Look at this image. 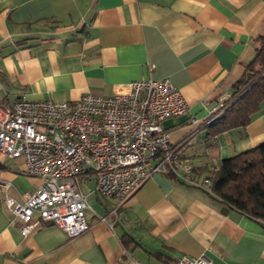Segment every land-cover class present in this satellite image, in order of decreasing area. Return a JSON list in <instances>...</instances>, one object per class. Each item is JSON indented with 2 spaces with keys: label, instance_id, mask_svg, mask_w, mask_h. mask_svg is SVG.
I'll return each instance as SVG.
<instances>
[{
  "label": "crops",
  "instance_id": "obj_1",
  "mask_svg": "<svg viewBox=\"0 0 264 264\" xmlns=\"http://www.w3.org/2000/svg\"><path fill=\"white\" fill-rule=\"evenodd\" d=\"M263 30L264 0H0V107L109 95L116 84L168 77L188 110L162 124L195 172L208 175L264 142V98L246 125L217 134L208 127L215 106L234 96ZM39 183L22 158L0 152V264H174L182 255L264 264V221L162 172L117 215L108 213L117 199L90 179L89 227L78 236L50 221L22 235L4 195L20 200Z\"/></svg>",
  "mask_w": 264,
  "mask_h": 264
},
{
  "label": "built area",
  "instance_id": "obj_2",
  "mask_svg": "<svg viewBox=\"0 0 264 264\" xmlns=\"http://www.w3.org/2000/svg\"><path fill=\"white\" fill-rule=\"evenodd\" d=\"M223 105L220 101L214 110ZM187 110L168 77L116 84L109 95L86 92L76 100L63 101L19 98L0 107V152L22 158L27 173L40 179L37 188L20 200L4 195L11 223L19 220L22 235L46 221L68 237L80 235L89 227L86 210L90 206L83 187L88 188L90 179L94 191L117 199L108 211L113 215L156 172L209 191L210 177L195 172L180 145L170 143L162 124ZM175 264L213 262L204 255H182Z\"/></svg>",
  "mask_w": 264,
  "mask_h": 264
},
{
  "label": "trees",
  "instance_id": "obj_3",
  "mask_svg": "<svg viewBox=\"0 0 264 264\" xmlns=\"http://www.w3.org/2000/svg\"><path fill=\"white\" fill-rule=\"evenodd\" d=\"M256 39L255 54L244 75L235 82L234 96L225 101L219 115L208 125L212 134L246 125L264 98V30ZM207 176L211 179L208 192L231 208L264 221V142L222 159Z\"/></svg>",
  "mask_w": 264,
  "mask_h": 264
}]
</instances>
